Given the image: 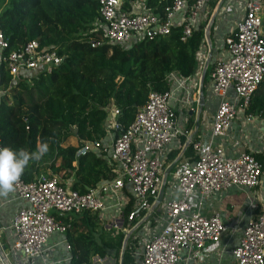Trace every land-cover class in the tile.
<instances>
[{"label":"built area","instance_id":"2783aa9c","mask_svg":"<svg viewBox=\"0 0 264 264\" xmlns=\"http://www.w3.org/2000/svg\"><path fill=\"white\" fill-rule=\"evenodd\" d=\"M208 1L167 0L161 12H154L142 0L130 2L128 8L123 7V0H97L91 31L101 32V42L127 43L157 38L172 26L182 25L180 40H185ZM261 7L262 0H243L234 30L223 37L227 55L217 57L209 72L208 102L214 101V108L207 136L189 139L193 160L178 167L166 184L162 173L167 145L178 134L188 133L178 126L170 106L174 95L171 86L161 92L150 89L131 122L116 135H109V130L120 128L118 109L108 107L104 138L80 141L74 157L101 153L112 170L109 179L98 181L82 193L70 189L68 182L61 185L55 175L44 173L28 181L21 177L15 184L11 195L21 199L23 205L9 223L14 236L9 252L15 257L14 264H24L29 258L47 264L43 255L50 234H64L66 228L56 215L83 210L98 212L102 223L126 235L125 243L129 234L137 235L133 231L141 221L152 222L154 231L139 250L133 249L134 264H179L183 250L195 258L212 248L222 250L221 240L231 238L235 225L224 221L219 210L207 215L203 209L209 208L214 195L230 191H246L247 206L255 208L256 202L247 192L258 185L263 170L251 151L227 152L217 142L225 137L236 114L245 112L253 91L264 80ZM98 43L96 39L90 41L91 46ZM6 47L0 28V63H5L12 79L18 74L49 71L61 59L50 47L39 46L37 40H29L16 50L6 51ZM160 188L162 196L156 203ZM62 240L69 251L68 242L64 237ZM230 253L231 264H264V210L249 216ZM66 259H70L69 253Z\"/></svg>","mask_w":264,"mask_h":264},{"label":"trees","instance_id":"16d2710c","mask_svg":"<svg viewBox=\"0 0 264 264\" xmlns=\"http://www.w3.org/2000/svg\"><path fill=\"white\" fill-rule=\"evenodd\" d=\"M132 1L123 0V7L128 8ZM143 1L154 12H161L167 2ZM96 17L97 0L2 3L0 28L7 42L6 51L37 40L39 46L50 47L61 58L49 71L18 74L15 79L5 63H0V146L32 152L40 143L49 144L48 153L26 167L22 175L25 181L33 179V174L44 166L66 178L73 173L69 187L80 193L109 179L112 170L101 154L86 152L74 157L80 141L104 138L108 107L118 109L120 128L113 130L116 135L131 122L150 89L164 91L169 88L170 73L186 77L195 70L200 30L180 40L182 25H178L157 38L106 43L100 41V31H91ZM92 39L99 43L91 46ZM245 112L264 116V80L253 91ZM251 153L263 165L264 149ZM128 208L125 206V210ZM56 217L66 225L70 264H90L92 256L107 254L113 255L116 264H134L131 241L127 239L123 246L124 233L103 228L98 212L83 210Z\"/></svg>","mask_w":264,"mask_h":264},{"label":"crops","instance_id":"0c3cea01","mask_svg":"<svg viewBox=\"0 0 264 264\" xmlns=\"http://www.w3.org/2000/svg\"><path fill=\"white\" fill-rule=\"evenodd\" d=\"M242 2L243 0H209L203 6L197 16V24L193 29L201 31L200 43L194 56L195 70L193 74L185 78L178 77L175 74L169 77V86L174 90L173 98L169 102L170 106L176 115L178 126L181 129H186L188 133L187 136L178 134V137L167 145L169 151L166 155L162 173L165 182L167 179L171 182L173 172L178 167L190 163L195 157L189 139H204L207 136L211 113L214 108V101L213 104L211 99L208 102L210 93L209 72L213 61L217 57L227 55L222 40L224 36L229 35L234 30L235 23L242 13ZM142 3H144L143 0ZM260 12L261 27L264 29V0H262ZM178 81L179 84H177ZM248 114L249 116H247ZM103 125L106 130L108 120H105ZM111 133L114 132L109 130V135ZM70 142L74 143V139H70ZM217 142H221L227 152H236L246 148H248L247 151L261 152L264 149V116L259 112L239 111L232 120L225 137L218 139ZM94 153L98 154L97 152ZM103 158L105 159L104 156ZM75 163L72 164L75 165ZM167 168L168 171L166 172ZM38 173L55 175L60 182H68L69 184L73 175L72 173L66 178L61 172H54L48 166H44L37 173H34L32 178ZM245 192L230 191L214 195L208 202L209 208L203 209V212L207 215L211 213V210H219V214L224 221L235 225L236 229L231 238L221 240L220 247H222V250L212 248L200 258H195L190 255V252L183 250L179 264H231L232 255L230 250L235 245L242 226L251 214L264 210V175L261 173L258 185L247 192L253 196L256 202L255 208L251 209L247 206ZM21 205H23V201L12 196L11 193L6 197H0V264H14L15 262V257L9 252L10 244L14 238L9 223L12 215ZM141 222V225H143L141 229L150 224L146 221ZM63 237L65 238L64 234L55 231L50 234L43 255V260L47 264H70L69 260L66 259L69 251L64 246ZM17 254L18 252H16V256ZM106 256L101 257L102 259L92 258L90 264L96 261L100 262ZM40 263L41 261L36 258H29L24 262V264Z\"/></svg>","mask_w":264,"mask_h":264},{"label":"clouds","instance_id":"9594fccd","mask_svg":"<svg viewBox=\"0 0 264 264\" xmlns=\"http://www.w3.org/2000/svg\"><path fill=\"white\" fill-rule=\"evenodd\" d=\"M49 151L48 143L38 144L35 151L20 148L0 147V197H6L14 191L30 161L38 162Z\"/></svg>","mask_w":264,"mask_h":264},{"label":"rangeland","instance_id":"374dc122","mask_svg":"<svg viewBox=\"0 0 264 264\" xmlns=\"http://www.w3.org/2000/svg\"><path fill=\"white\" fill-rule=\"evenodd\" d=\"M5 2H6V0H0V9L2 7V3H5ZM0 94H1V92H0ZM262 174L264 175V163H263ZM168 183H169V179L166 180V184H168ZM141 223L142 222L139 223V227L137 228V230L133 231V233L137 234V235H131V234H129L131 236L128 235L129 236L128 240L133 243L134 249H137V250L140 249L142 241L154 231L152 222H150V224L147 225L144 229H141V227L143 226V225H141ZM101 225L103 228H109L105 222L101 223ZM112 256H113L112 254H107V256L104 257V259L102 261H100V262L96 261L93 264H116V261L114 260V258ZM92 258L102 259V258H99L97 256H94V257L92 256L90 263L92 262Z\"/></svg>","mask_w":264,"mask_h":264},{"label":"water","instance_id":"95a60500","mask_svg":"<svg viewBox=\"0 0 264 264\" xmlns=\"http://www.w3.org/2000/svg\"><path fill=\"white\" fill-rule=\"evenodd\" d=\"M168 171V168L166 169V172ZM165 172V173H166ZM161 196H162V188H160L159 189V191H158V194H157V197H156V203L161 199ZM125 241H126V235L124 236V239H123V246H124V244H125ZM123 246L121 247V250L123 249ZM120 250V251H121Z\"/></svg>","mask_w":264,"mask_h":264}]
</instances>
